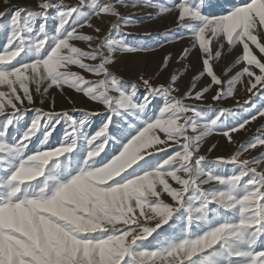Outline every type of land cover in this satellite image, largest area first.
I'll list each match as a JSON object with an SVG mask.
<instances>
[{
    "label": "snow or ice",
    "instance_id": "snow-or-ice-1",
    "mask_svg": "<svg viewBox=\"0 0 264 264\" xmlns=\"http://www.w3.org/2000/svg\"><path fill=\"white\" fill-rule=\"evenodd\" d=\"M203 2L173 6L190 47L179 57L182 71L164 83L153 76L168 70L171 55L137 82L111 70L117 51H135L113 36L131 22L121 16L123 0L71 6L39 0L35 9L12 10L0 48V264H264V127L233 154L213 160L201 154L214 132L231 145L233 134L264 118V102L235 124L227 123L232 109L203 106L234 97L238 85L264 96V0H244L220 15H205ZM50 9H56L54 32L46 27ZM6 15L0 11V18ZM93 17L117 22L105 33ZM85 27L91 34L79 30ZM50 89H73L102 105L106 122L88 136L89 117L101 113L79 110L77 121L68 112L34 108L35 118L21 129L26 106L37 95L43 103ZM141 89L142 103L136 100ZM157 97L162 105L149 114ZM129 112L140 123L111 138L115 152L105 151L112 116ZM62 118L70 131L53 146L48 141ZM252 151L260 155L243 158ZM228 166L230 175L216 173ZM180 222L185 230L176 235L172 229Z\"/></svg>",
    "mask_w": 264,
    "mask_h": 264
},
{
    "label": "rangeland",
    "instance_id": "rangeland-1",
    "mask_svg": "<svg viewBox=\"0 0 264 264\" xmlns=\"http://www.w3.org/2000/svg\"><path fill=\"white\" fill-rule=\"evenodd\" d=\"M39 0H0V11L8 13L3 18H0V48H3L7 43V37L9 35L8 21L12 10L17 7L35 9ZM54 3H58L59 0H53ZM104 2V0H101ZM179 0H123V5L120 6L121 16L127 20L130 18V23L127 26H122L121 29L113 33V36L118 41H121L125 47L135 49V51H117L114 55V67L111 69L115 74L122 77L127 82H137L140 75L152 76L157 72L161 61L171 55L173 57L170 61V67L164 72L158 79L153 76L156 83H164L169 80L171 75L180 69L181 61L179 59L182 49L190 47V38L184 29L179 28L176 23L177 11L173 7ZM244 0H204L203 12L205 15H220L226 14V11L238 3H242ZM66 5H74L77 0H63ZM171 8L172 10L164 13L160 12V9ZM85 13L90 14L91 9L85 8ZM93 23L101 26L105 33L110 30V26L117 22L116 17L98 18L93 17ZM40 21H37V28ZM58 21L56 19V9L49 10V16L47 20V30L54 32L57 27ZM124 24V21H121ZM80 31L91 34V29L87 27L79 29ZM178 36H183V39H177ZM77 46L85 48L87 45L85 42H76ZM231 60V58H230ZM230 60L229 63L230 64ZM191 63L199 64L196 61L195 56L192 57ZM225 65L221 64V68ZM73 71H79L81 75H84L86 79L94 80L96 77L90 73H86L81 69L73 66ZM182 71V69H180ZM192 73L185 74V78L181 83V90L189 87V78ZM238 91L234 97H228L223 102H212L211 100L203 102V106L207 104H214L217 108H230L233 110L234 115L230 116L227 123L235 124L239 120L250 118L252 115L257 114V110L260 108L261 103L264 102V96L256 97L251 93H247L242 85H238ZM2 90V89H0ZM50 95L43 98L41 103V97L35 96V104L32 106H26L29 108L27 115L20 122V128L24 129L30 125L31 121L35 118L36 112L32 109L40 108L44 112L55 111L57 113L68 112L74 119L79 121L83 118V114L79 110H86L89 113L96 112L100 115H93L89 117V121L84 128V133L88 136L93 135L98 131L106 122L107 112L102 105L96 102L90 101L83 94L76 92L73 89H67L61 92L59 89L49 90ZM112 95H118L112 93ZM144 96V90L141 89L137 95V102L142 103ZM252 101L250 104H245V101ZM191 103V101H186ZM162 105L161 98L157 97L153 100L149 106V114L155 113L156 110ZM3 123V117H0V124ZM69 121L62 118L56 125L55 131L49 138L48 143L55 146L61 143L65 137V132L70 131ZM140 121L132 113H126L122 115H113L112 122L109 124L108 135L110 137L109 144L106 146L105 151L115 152L118 145H113L112 139L119 140L122 134L130 127L138 125ZM264 127V118H257L255 121H251L247 127V131H241L235 133L234 143L228 144L226 139L220 134V132H214L212 135L206 138L201 148V154L207 156L209 160L215 159L217 156H228L233 154L235 149L240 144L245 143L253 136L258 134V130ZM16 130L12 129L9 135V142L15 135ZM39 135V133H38ZM35 139V138H34ZM216 145V148H212V145ZM30 148L32 145L29 146ZM212 149L211 151H208ZM104 153H101L103 156ZM158 155H163L158 154ZM259 151H252L245 153L243 158L251 159L253 156H259ZM216 173L224 176L231 174V166L217 168ZM175 186V185H174ZM210 187V185L205 186ZM170 200V198H168ZM167 227V226H165ZM185 230L184 222H180L173 226L172 231L179 235ZM195 231V226L193 227ZM155 235V234H154ZM151 240V237L149 238ZM151 247V246H150Z\"/></svg>",
    "mask_w": 264,
    "mask_h": 264
}]
</instances>
